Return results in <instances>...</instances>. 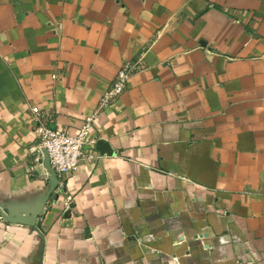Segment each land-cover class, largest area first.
<instances>
[{"label":"crops","instance_id":"obj_1","mask_svg":"<svg viewBox=\"0 0 264 264\" xmlns=\"http://www.w3.org/2000/svg\"><path fill=\"white\" fill-rule=\"evenodd\" d=\"M31 105L73 133L97 110L100 157L35 226L0 217V264H264V0H0V205L25 212Z\"/></svg>","mask_w":264,"mask_h":264},{"label":"built area","instance_id":"obj_2","mask_svg":"<svg viewBox=\"0 0 264 264\" xmlns=\"http://www.w3.org/2000/svg\"><path fill=\"white\" fill-rule=\"evenodd\" d=\"M139 65L126 62L117 71L113 83L103 93L98 109L107 106L117 99L126 89L127 82ZM35 119L39 143L29 147V151L43 150L47 153L50 166L58 178L55 193H62L66 179L85 162L94 163L99 159L97 139L91 129L97 115V110L85 118L83 125L75 132L47 123L46 116L37 105L29 107ZM70 197L65 205L69 208Z\"/></svg>","mask_w":264,"mask_h":264},{"label":"water","instance_id":"obj_3","mask_svg":"<svg viewBox=\"0 0 264 264\" xmlns=\"http://www.w3.org/2000/svg\"><path fill=\"white\" fill-rule=\"evenodd\" d=\"M99 144H102L101 142ZM103 145V144H102ZM44 166L48 169L49 184L46 193L39 203L30 211H20L0 205V217L9 223L22 224L27 226H35L36 220L42 213L47 203L52 201L53 197H57L55 190L58 186V178L55 171L51 168L47 153L44 151Z\"/></svg>","mask_w":264,"mask_h":264}]
</instances>
